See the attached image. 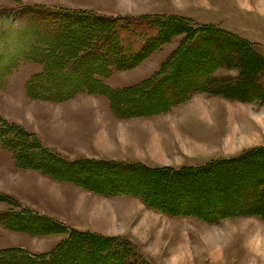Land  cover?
<instances>
[{
	"label": "rangeland",
	"instance_id": "obj_1",
	"mask_svg": "<svg viewBox=\"0 0 264 264\" xmlns=\"http://www.w3.org/2000/svg\"><path fill=\"white\" fill-rule=\"evenodd\" d=\"M25 6L63 9L54 12L39 9L50 15L33 21L43 25L61 20L56 35L55 30L47 27L44 36L51 35L56 42L58 35L63 44L72 47L96 27L109 26L88 18V13L96 12L106 17L189 18L201 25L232 32L250 42L254 49H244L236 42L228 44L222 38L225 36L211 29L196 42L193 36L180 32L129 69L107 70L106 62L112 56L113 47L110 37L86 61L87 65L92 63L96 66L94 69L103 71L99 73V82L90 73H83L79 66L70 74L62 73L66 61L55 67L54 82L45 84L50 92L63 94L77 88L79 83L97 82L93 83L95 94L80 93L60 102L26 95V81L49 67L42 61L22 63L8 78L7 86L0 90V116L37 134L41 141L51 142V147L46 146L54 152L71 160L146 161L167 168L200 167L213 164L216 159L233 160L246 151L249 153L239 161L216 163L197 174L178 176L117 166L75 165L65 173L80 181L63 182L57 171L50 175L16 168L12 154L0 147V173H3L0 194L18 200L23 206H32L79 232L126 237L137 243L154 264L156 259L159 264H264V218L248 216L253 219L247 220V216L231 215L239 205L253 207L248 197L257 190L258 184L261 189L264 183V88L258 89L249 81L258 71L261 76L257 79L264 81V0H0V7L24 12ZM17 17H23L17 26L21 21L23 26L31 23L24 13ZM22 33L25 32L19 34ZM125 37L127 42L138 41L133 33ZM24 40L13 45L7 44L12 41L0 43V56L4 58L0 70L11 62L8 52L20 48ZM135 49L138 48L135 46ZM37 54H40L38 50L34 55ZM147 84L150 93H140ZM129 87L133 96L136 92L139 94L134 102L136 106L128 105L137 111L128 117H118L110 107L111 98L119 99ZM81 109L83 113L78 114ZM88 109L94 114L85 113ZM96 118L100 119L99 130L93 136L110 146L105 149L109 153H101L93 146L92 137H83L85 127L80 129L89 122L93 124ZM67 128L72 133L68 138ZM90 133L86 130V135ZM122 139L127 146L122 144ZM137 148L142 155L137 154ZM153 148L157 152L151 155ZM253 149L259 151L254 153ZM5 162L11 163V168H6ZM7 172L20 177L6 175L10 178L6 179ZM114 186L125 190L124 193L109 196ZM10 203L8 199L0 201V213L15 206ZM190 211L194 214L179 213ZM221 212H227V217L219 220L222 225L198 217L202 215L209 220ZM8 218L11 219L3 216L1 220L10 221ZM36 223L32 225L34 228L47 227L45 223ZM49 235L52 236L46 238L47 235L0 227V251L14 248L46 254L63 244L71 247L74 254L81 243L87 242L75 232ZM4 258L7 263L2 260V264L27 262L15 252ZM65 260L67 264L74 261L72 255L64 253L52 263L65 264ZM130 260L144 264L139 258Z\"/></svg>",
	"mask_w": 264,
	"mask_h": 264
},
{
	"label": "trees",
	"instance_id": "obj_2",
	"mask_svg": "<svg viewBox=\"0 0 264 264\" xmlns=\"http://www.w3.org/2000/svg\"><path fill=\"white\" fill-rule=\"evenodd\" d=\"M24 8L25 9L23 12V9L0 7V18L4 19V21H0V43L14 40V36L16 37V39L12 41V43L9 42L7 44L13 45L15 41L19 42V40L23 38L25 39V42L21 46L22 48L20 47L22 51H20L21 49L18 48L8 52L7 58L9 57L11 62L9 61L10 64L6 65L0 70V90L4 89L7 86L8 78L10 77V75H12V73L18 70L22 63L42 61L43 63H45V65L47 64L49 68L43 69L44 71L42 73L31 76L25 84V92L27 96L29 98H35L38 100L60 102L65 101L67 100V98H70L74 95L76 96L80 93L95 94L94 92L96 91H93V83L99 82V73H103V71L100 72L99 69H94L96 68V66H94L92 63H88L87 65L86 61L90 59L93 53H96L97 50L100 51L99 47L101 48L103 41L105 39L108 40V38L110 37V39L113 41V47L111 50L112 56L108 60L106 59V63L109 64L107 70L129 69L130 67L139 63L148 55L156 52V50L161 45L171 39L174 35H176V33L180 32L189 34L191 37L193 36L192 40L193 42H196V40L199 41L201 40L202 36L206 35L207 30L211 29L210 31H219L223 36H225L226 38H222L223 40L226 39L228 44H234L236 42V44H239L240 47L244 49H250V51L253 49L250 45V42L232 32L212 27L209 25H201L189 18L179 19L177 17L174 18V16L164 15H146L139 17H106L101 16L96 12L88 13L87 15L90 16L88 18L91 19V21H101L104 23H108L109 26L103 25L102 27H96L95 29H93V32H90L86 36L82 37L79 40L78 44L72 47L69 44H63L62 41L59 39L60 36L58 35L56 36L57 40L55 39L56 42H54L51 35L44 36V29L47 27L55 30L56 35L62 24L61 20L55 21L51 24H47L46 22H44L45 24L43 25H40V23L37 21H33L37 17L48 18L50 15L49 12H54L56 11V9L62 11L63 9L48 6H43L41 8H37V6H25ZM42 8L50 9V11L48 10L49 12H46L45 10H39ZM23 13L26 14V17H28V19H30L31 23L26 26H23V21H21V25L17 26L16 24L18 20L23 18L17 16ZM55 15L56 14L54 13V16ZM1 22H3L4 25H2ZM20 32L25 33L19 34ZM131 33L136 34L138 36V41L127 42V38L125 36L126 34ZM135 46L138 49H135ZM36 48L40 52V54L34 55V53L37 51ZM0 52L2 53L1 49ZM230 53L233 55V51ZM3 59V56H0V62L3 61ZM62 61H66V63L62 67L64 68L61 70L62 73L66 71L65 73L70 74V72L73 71L75 67L79 66L83 70V73H90L89 75H93L92 77L97 82L94 81L91 84L89 82H83L81 85L79 83V86L77 88L72 89L69 92L63 94L50 92V89H47L45 84L48 83V81L54 82V75L56 74L52 73V71H54L55 67H57L59 65V62ZM172 62L176 63V60H172ZM224 63L225 62H223L222 64V62H220L219 64L224 65ZM210 73L211 72H209V75H211ZM258 73H254V79L249 81H251L254 87H257L258 89H263L264 81H260L257 79L258 76H261L260 71H258ZM251 74L253 76V69L251 70ZM149 84H147V87L144 86L145 89L139 90L142 91L140 93H150L151 88L148 89ZM130 90L131 87H129L128 91L126 89V92L123 93L120 97L118 96L119 99L117 100L111 98L110 107L118 117H123V115H126L128 117L131 114H135V112L137 111L131 110L129 109L130 107H128V105L133 108L134 106H136L134 105L137 99L136 96L139 95L136 92L133 96L132 92H129ZM121 91L125 90L121 89ZM97 95L100 94L97 93ZM126 110L130 111V114H126L128 112ZM20 136H23V138H21ZM0 147L6 151H9L12 154L13 160H15L17 168H20L22 170L28 169L30 171H38L41 174L45 173L50 175L53 173L55 174V172L57 171L56 173H60L58 174L59 180L63 182L75 180L80 181L79 178H75L72 175H66L65 173L72 169L70 166L75 165H85L88 167L95 168L101 166H117L121 168L124 167L127 169H143L145 172L148 173H170L171 176H178L189 173L197 174L202 170H207L208 166L211 167L216 163L222 165L223 163H228L230 161H239L242 160L243 157L249 153L248 151H246L245 153L234 158L233 160L220 158L218 160H214V162H212L213 164L209 163L200 167L182 168L150 167L143 163H128L114 161L107 162L95 159L71 160L48 148L41 141L40 137L37 134L29 132L21 125L11 123L1 116ZM252 151L256 153L259 151V149H253ZM258 187L259 184L257 185V190L254 189V192H252L251 197H248V199H252L251 204H253V207L244 208L242 205H239L240 207L234 208V211L231 215H235L236 217L260 216L264 218V183L261 184V189H259ZM111 190L112 191H109L108 194L112 197L122 192L124 193L125 191L115 186L111 187ZM4 199H8V201L11 202L10 205L14 204L15 206H12L11 210H7L4 213H0V227H6L7 229L23 233L27 232L32 234L37 233L40 235H47L45 237L52 236L49 234H73L75 232L77 236H80V238L86 240L87 242L85 244L81 243L80 247L74 252V254L71 247H64L62 246L63 244H60L59 246H57L46 254H34L25 249H3L0 251V264H2L3 261H6L7 263V260L4 257L6 256V254L14 252L19 253L23 257V259L27 261L26 264H51L54 258L58 256L61 257V255H63L64 253L72 255L74 259V261L69 264H135L130 260V258L136 260H138L139 258L140 261L144 264H154L153 261L149 258L148 254H146V252H144L143 250L139 249L140 247H138L139 245L137 243L136 244L138 246L126 237H104L96 234H90L87 232H79L63 222L56 221L39 213L35 209L23 206V204H20V202L16 199L9 198L5 195L0 194V201H3ZM246 200L247 198L244 199V201ZM244 201H242V203ZM179 213L192 214L191 211ZM226 213L227 212H221L220 214L210 218L209 220L207 219V217H204L202 215L198 217H201V219L209 222H216L217 225H219L221 224V221L219 220L222 219V217L224 216L227 217ZM7 215L8 217H11V219L8 218V220L10 221H2L1 217ZM232 219L236 218L233 217ZM36 222L45 223L47 227L44 226V228L41 229L34 228V226L32 225L37 224ZM65 264H67L66 260Z\"/></svg>",
	"mask_w": 264,
	"mask_h": 264
},
{
	"label": "crops",
	"instance_id": "obj_3",
	"mask_svg": "<svg viewBox=\"0 0 264 264\" xmlns=\"http://www.w3.org/2000/svg\"><path fill=\"white\" fill-rule=\"evenodd\" d=\"M249 1V0H248ZM237 8L238 9H240L241 11H243V12H245V14H246V12L248 13V11H246L245 9H243V8H240V7H238V5H237ZM258 12V11H257ZM259 13H263V12H259ZM249 14V13H248ZM247 18V17H246ZM235 19H239L238 17L236 18L235 17ZM10 78V77H9ZM27 82V81H26ZM26 84V83H25ZM27 95V94H26ZM98 109V108H97ZM90 110V111H89ZM83 111L84 110H79V111H77L78 112V114H80V113H83ZM88 111V112H87ZM87 111H85V113H89L90 112V114H92L93 113V111L91 110V109H88ZM94 114V113H93ZM95 117V116H94ZM98 120H100V119H98ZM98 120H97V118H96V121H93L94 123L93 124H91L92 122H89L88 123V126L87 125H85V126H81L80 127V129L81 128H84L85 129V134L83 135V137L84 138H89V137H92L93 138V142L95 143L93 146L95 147V148H98L99 150H100V152L102 153V151L103 152H106V153H109L110 151H105V149H107V148H109L110 146L109 145H107V144H105V145H103V143H104V141L101 139V138H97V139H95L94 138V133L96 132L97 133V131L99 130V127H98ZM96 122V123H95ZM90 124V125H89ZM70 128H67V132H65V134H66V136H67V138L69 137V136H71L72 135V133H71V131H68ZM78 129H79V127H78ZM66 130V129H65ZM86 130H88L89 132H91L90 134H87L86 135ZM76 132H79V130H77ZM69 133V134H68ZM123 140V139H122ZM124 141L125 140H123L122 142V144L124 145ZM43 142V141H42ZM47 142V141H46ZM45 145H47V146H52V145H50L51 144V142L49 143V142H47V143H45V142H43ZM141 144V143H140ZM124 146H127V145H124ZM107 147V148H106ZM97 149V150H98ZM2 150V149H1ZM125 150H127V148L125 149ZM136 150V149H135ZM157 152V148H153V150L151 149V155L152 154H154V152ZM61 152V151H60ZM142 151L139 149V148H137V154H139V155H142V153H141ZM63 153V152H62ZM153 158H155V156H153ZM140 162H143V164H146V165H148V166H150V167H158V166H154V165H150L148 162H146V161H140ZM5 164H6V168H11V163H10V165H9V162H5ZM13 165V164H12ZM17 168V167H16ZM10 171V170H9ZM17 171V170H16ZM23 172H25V171H23ZM11 173V172H10ZM1 175L3 174V173H0ZM15 174V176H17V177H20V175H17L16 173H14ZM14 174H9L8 172L7 173H5V178H6V175H12V177L14 176ZM17 177H14V178H17ZM26 177H28V176H26ZM42 177V176H41ZM6 179H10V178H6ZM43 179V178H42ZM42 181H44V180H42ZM24 203V202H23ZM30 207V206H29ZM32 207V206H31ZM30 207V208H31ZM250 219H253V218H250V217H248L247 218V220H250ZM222 225V224H221ZM192 236V235H191ZM49 237H51V236H49ZM49 237H46V238H49ZM32 252H34V253H38V252H35V251H32ZM150 254V253H149ZM150 256H152L153 257V259L155 260L156 258L152 255V254H150ZM156 264H159V261L156 259ZM154 263V262H153Z\"/></svg>",
	"mask_w": 264,
	"mask_h": 264
},
{
	"label": "bare ground",
	"instance_id": "obj_4",
	"mask_svg": "<svg viewBox=\"0 0 264 264\" xmlns=\"http://www.w3.org/2000/svg\"><path fill=\"white\" fill-rule=\"evenodd\" d=\"M19 69V68H18Z\"/></svg>",
	"mask_w": 264,
	"mask_h": 264
}]
</instances>
